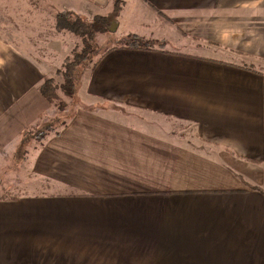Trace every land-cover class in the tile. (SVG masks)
<instances>
[{
	"label": "crops",
	"instance_id": "crops-1",
	"mask_svg": "<svg viewBox=\"0 0 264 264\" xmlns=\"http://www.w3.org/2000/svg\"><path fill=\"white\" fill-rule=\"evenodd\" d=\"M68 1L77 14L121 2ZM133 1L164 51H110L82 95L189 124L193 140L108 107L72 112L28 147L34 194L0 200V264H264V0ZM42 76L0 49V151L56 114Z\"/></svg>",
	"mask_w": 264,
	"mask_h": 264
},
{
	"label": "rangeland",
	"instance_id": "rangeland-1",
	"mask_svg": "<svg viewBox=\"0 0 264 264\" xmlns=\"http://www.w3.org/2000/svg\"><path fill=\"white\" fill-rule=\"evenodd\" d=\"M120 1L116 4L118 9L113 8L108 13L90 9L83 14H77V12L69 9L68 0H0V49L17 50L34 61L42 70L41 84L45 80H52V86L56 90L52 91L51 105L55 108L56 114L54 112V116L50 115L52 119L45 125H52L55 127V131L61 127L72 112L79 108L94 109L96 112L102 113L103 108L108 107L109 111L117 110L114 113L115 119L120 118L122 121H128L130 125H139L142 121L140 125L145 130L146 125H148L147 130L149 132L158 134L167 132L186 137L189 142L192 141L194 132L189 124L144 114L127 107L118 108L99 101H90L82 95L81 90L86 73L90 71V67L99 59L101 54L116 45L117 41L123 37L124 27L129 31L138 30L139 33L134 35L145 40H152L144 37L146 34L157 36L163 32L158 27L141 26L140 21L137 20V15L134 14L136 13V6L133 11L134 15L127 14L129 11L132 12L133 0ZM60 13H71L74 15L73 21L79 19L84 24L92 22L96 16L107 17L108 27H110V31L95 36V48L88 61V65H90L87 68L80 65L81 67L75 70V91L71 97L65 96L59 89L63 82L62 74L65 71L66 60L72 62L75 57L82 54L84 46L82 40L73 33L56 29V17ZM127 16L131 19H127ZM134 19L136 21H131ZM117 22L121 24L119 29H117ZM126 36L124 35V37ZM57 106L63 107V109L58 110ZM107 113L110 112L102 114ZM32 142L33 140L23 137L22 142L14 149L0 151V200L17 199L34 194V190L30 188L31 184L34 183L32 176L25 169L27 166L25 161L31 150H28V147Z\"/></svg>",
	"mask_w": 264,
	"mask_h": 264
},
{
	"label": "trees",
	"instance_id": "trees-1",
	"mask_svg": "<svg viewBox=\"0 0 264 264\" xmlns=\"http://www.w3.org/2000/svg\"><path fill=\"white\" fill-rule=\"evenodd\" d=\"M119 1H115L114 6ZM71 13H60L56 17V29L66 30L73 33L75 36L79 37L82 40L83 44V52L78 57H75L72 62L66 60L65 63V71L62 74L63 82L61 83L59 89L64 93L65 96L71 97L73 92L75 91V70L80 65H84V67H88V61L91 53L93 52L94 40L95 36L98 34H103L105 32L110 31V27L108 24L107 17L96 16L92 22L82 23L79 19L72 20ZM165 44L163 41H153V40H145L138 35H128L126 37H122L119 39L112 48H110L105 53L101 54L99 59L95 61V63L90 67L92 70L95 66L98 65L99 61L110 51L114 49H127V50H158L164 51ZM83 67V66H82ZM83 67V69H85ZM86 70V69H85ZM55 87L52 86V80H45L43 84L39 87V92L41 95L48 101V103L52 104L53 94L52 91H55ZM58 107V110L63 109V107ZM55 127L52 125H46L36 132L25 131L24 138L42 141L48 134L55 133ZM57 133V132H56Z\"/></svg>",
	"mask_w": 264,
	"mask_h": 264
},
{
	"label": "water",
	"instance_id": "water-1",
	"mask_svg": "<svg viewBox=\"0 0 264 264\" xmlns=\"http://www.w3.org/2000/svg\"><path fill=\"white\" fill-rule=\"evenodd\" d=\"M113 26V25H112Z\"/></svg>",
	"mask_w": 264,
	"mask_h": 264
}]
</instances>
